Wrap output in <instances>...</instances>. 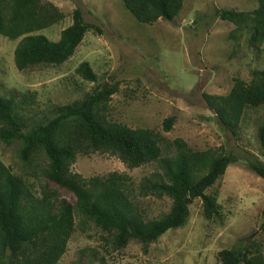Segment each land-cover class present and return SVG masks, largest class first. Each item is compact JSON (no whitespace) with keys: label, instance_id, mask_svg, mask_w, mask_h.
I'll return each mask as SVG.
<instances>
[{"label":"trees","instance_id":"trees-1","mask_svg":"<svg viewBox=\"0 0 264 264\" xmlns=\"http://www.w3.org/2000/svg\"><path fill=\"white\" fill-rule=\"evenodd\" d=\"M122 1L138 22L148 25L160 19L174 21L184 7V0ZM257 2L250 11L216 12L234 25V33L246 32L260 45L264 44V0ZM64 19V12L48 0H0V36L18 41L13 52L18 70L60 66L74 55L88 32L103 33L75 9L72 23L57 40L43 34ZM76 72L87 82L99 80L87 61ZM118 91L117 82L98 83L84 97L53 105L38 118L24 113L20 103L32 99L30 92L21 93L20 100L15 93H0V143L17 146L16 165L21 166L15 171L0 158V264H58L77 225H92L111 250L120 251L131 242L146 249L168 231L185 226L195 199L202 200L206 219L220 215L217 196L207 190L236 161L235 155L218 149L195 150L182 138L172 140L167 148L159 131L113 119L111 100ZM204 98L223 126L236 135L247 108H264V69H253L249 80L235 77L224 95L204 94ZM174 121L166 118L164 130L170 131ZM257 140L264 152V115ZM94 153L115 156L129 169L156 164L159 174L145 178L139 188L145 195L167 197L169 211L147 218L134 199V181L126 173L84 177L72 170L78 156ZM249 167L264 179V162L254 158ZM50 181L71 191L76 202L62 198ZM100 264H105L104 259ZM215 264H264L262 243L222 249Z\"/></svg>","mask_w":264,"mask_h":264},{"label":"rangeland","instance_id":"rangeland-1","mask_svg":"<svg viewBox=\"0 0 264 264\" xmlns=\"http://www.w3.org/2000/svg\"><path fill=\"white\" fill-rule=\"evenodd\" d=\"M48 1L65 14L63 22L43 32L49 39L59 38L72 23L75 9L103 33L88 32L74 55L60 66L36 65L23 71L14 63L18 41L0 36L2 95L15 93L20 100L21 93L30 92L32 99L20 103L24 113L38 118L53 105L84 97L98 83L117 82L119 91L111 100L113 119L159 131L167 148L169 142L182 138L195 150L218 149L236 157L207 190L217 196L219 216L206 219L202 200L195 199L185 226L168 231L146 249L131 242L120 251L111 250L92 225H77L58 264H100L101 259L105 264H215L222 249L244 243H262L264 254V179L249 167L254 158L264 162L257 140L264 108H247L233 135L204 98V94L224 95L235 77L249 80L253 69H264V44L254 43L246 32L234 33V25L216 12L250 11L257 0H184L174 21L160 19L152 25L138 22L122 0ZM83 61L91 64L97 83L77 74ZM169 117L175 121L165 131L164 120ZM16 148L0 143V158L18 171ZM72 170L84 177L126 173L134 181V199L147 218H159L170 209L167 197L145 195L139 188L145 178L159 174L156 164L129 169L115 156L94 153L78 156ZM49 184L58 188L62 198L76 202L71 191L53 181Z\"/></svg>","mask_w":264,"mask_h":264}]
</instances>
